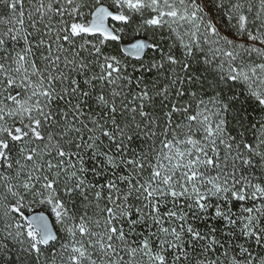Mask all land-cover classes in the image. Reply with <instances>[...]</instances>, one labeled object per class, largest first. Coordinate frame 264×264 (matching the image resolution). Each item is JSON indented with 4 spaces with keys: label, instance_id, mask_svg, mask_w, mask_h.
Here are the masks:
<instances>
[{
    "label": "snow or ice",
    "instance_id": "6c2138e0",
    "mask_svg": "<svg viewBox=\"0 0 264 264\" xmlns=\"http://www.w3.org/2000/svg\"><path fill=\"white\" fill-rule=\"evenodd\" d=\"M0 264H264V0H0Z\"/></svg>",
    "mask_w": 264,
    "mask_h": 264
}]
</instances>
